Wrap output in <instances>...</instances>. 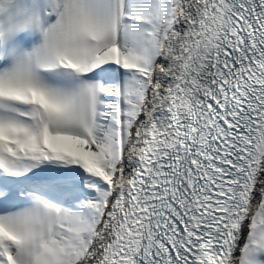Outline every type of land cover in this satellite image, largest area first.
<instances>
[{"label": "snow or ice", "instance_id": "1", "mask_svg": "<svg viewBox=\"0 0 264 264\" xmlns=\"http://www.w3.org/2000/svg\"><path fill=\"white\" fill-rule=\"evenodd\" d=\"M0 264H264V0H0Z\"/></svg>", "mask_w": 264, "mask_h": 264}]
</instances>
